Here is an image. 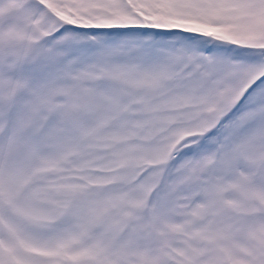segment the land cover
<instances>
[{
    "label": "snow or ice",
    "instance_id": "6c2138e0",
    "mask_svg": "<svg viewBox=\"0 0 264 264\" xmlns=\"http://www.w3.org/2000/svg\"><path fill=\"white\" fill-rule=\"evenodd\" d=\"M0 264H264V0H0Z\"/></svg>",
    "mask_w": 264,
    "mask_h": 264
}]
</instances>
